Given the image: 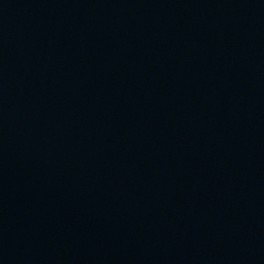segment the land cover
Instances as JSON below:
<instances>
[{"label":"water","instance_id":"1","mask_svg":"<svg viewBox=\"0 0 264 264\" xmlns=\"http://www.w3.org/2000/svg\"><path fill=\"white\" fill-rule=\"evenodd\" d=\"M0 264H264V0H0Z\"/></svg>","mask_w":264,"mask_h":264}]
</instances>
